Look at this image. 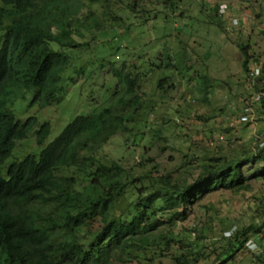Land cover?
Instances as JSON below:
<instances>
[{"label":"trees","instance_id":"1","mask_svg":"<svg viewBox=\"0 0 264 264\" xmlns=\"http://www.w3.org/2000/svg\"><path fill=\"white\" fill-rule=\"evenodd\" d=\"M179 1L161 4L169 9ZM147 3L0 0V264H124L131 260L141 264L146 250L174 239L158 235V227L184 220L195 199L209 191L249 188L246 180L251 175L242 167L262 163L264 146L242 159L228 158L222 148L219 155H205L192 181L158 170L155 176L146 171L134 177L121 162L98 160L97 151L117 133H127L128 123L136 120L143 107L138 87L144 68L157 67V86L163 87L172 79L169 69L177 67L166 48L158 63L146 61L141 53L131 56L130 64L125 59L118 64L114 56L123 58L120 53L112 54L114 64L104 63L100 45L113 39L110 32L119 29L137 35V19L156 18L153 10L145 9ZM213 19L221 25L218 12ZM121 46L123 41L116 51ZM239 46L244 54L242 69L249 74V55L244 44ZM184 68L190 73L186 80L193 79L207 101L213 79L198 70L196 77L191 76L186 63ZM103 71L112 74L116 85L106 88L98 104L89 103V112L75 115L49 140L54 122L42 120L40 113L75 83L77 74L92 79ZM257 78L263 91L264 83ZM35 106L38 112L25 114ZM28 138H33L35 146L8 160L17 143ZM257 175L264 177V165L255 169ZM95 221L98 228L79 233ZM262 227L250 224L232 231L221 252L242 248L248 234L256 235ZM203 238L202 233L197 237ZM190 255L181 253L175 264H188Z\"/></svg>","mask_w":264,"mask_h":264},{"label":"rangeland","instance_id":"2","mask_svg":"<svg viewBox=\"0 0 264 264\" xmlns=\"http://www.w3.org/2000/svg\"><path fill=\"white\" fill-rule=\"evenodd\" d=\"M162 2L148 0L145 9L153 10L157 16L154 20L137 19V35L114 29L110 34L115 38L100 45L104 63L114 64L115 57L118 64L121 59L130 64L135 53L143 54L150 63H158L166 48L173 53L172 64L177 67L169 69L172 79L163 87L157 86V67L144 68L138 87L143 107L136 120L128 123L127 133L114 135L96 156L107 164L121 162L134 177L146 171L155 176L158 170L192 181L205 155H219L222 148L228 158L242 159L264 146V90L259 91L257 80L260 77L264 83V0H181L177 7L169 9H164ZM217 12L221 25L213 22V13ZM119 41H123V46L116 51ZM239 44L245 45L249 55V74L242 69L244 54ZM115 53L123 54V58L113 57ZM184 63L191 67V76L196 77L200 71L213 79L207 101L202 99L197 83L186 80L190 73L187 75ZM255 69L259 72L252 76ZM115 85L107 71L92 79L77 74L75 83L40 113L42 120L54 122L49 140L75 115L89 112V103L98 104L105 89ZM259 95L263 100L257 101ZM38 111L35 106L25 114ZM34 146L33 138L19 141L9 159L20 157ZM263 165L264 160L252 168L242 167L247 176L251 175L246 180L247 190L205 192L189 205L184 220L161 224L157 234L174 239L160 241L158 246L146 250L141 264H175V257L181 253L191 254L188 264H264V177L254 176L255 169ZM250 224L263 225L258 234L250 233L245 240L255 243L252 248L244 244L242 248L221 252L228 231ZM98 226L95 221L81 227L79 233ZM200 233L205 238L197 239ZM124 264L140 263L131 260Z\"/></svg>","mask_w":264,"mask_h":264},{"label":"built area","instance_id":"3","mask_svg":"<svg viewBox=\"0 0 264 264\" xmlns=\"http://www.w3.org/2000/svg\"><path fill=\"white\" fill-rule=\"evenodd\" d=\"M221 11H224V7L222 8ZM258 72H259V70L255 69V72H253V74H255V73L258 74ZM231 232H232V230L228 231L226 236L231 235ZM253 245H255V243L251 242V240H249V239L245 242V246H248L249 248H252Z\"/></svg>","mask_w":264,"mask_h":264},{"label":"clouds","instance_id":"4","mask_svg":"<svg viewBox=\"0 0 264 264\" xmlns=\"http://www.w3.org/2000/svg\"><path fill=\"white\" fill-rule=\"evenodd\" d=\"M10 160V159H9Z\"/></svg>","mask_w":264,"mask_h":264}]
</instances>
